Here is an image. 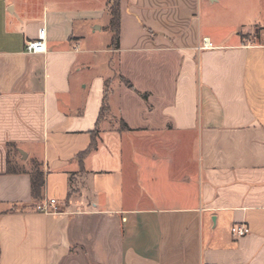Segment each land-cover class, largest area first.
Segmentation results:
<instances>
[{"label":"crops","instance_id":"1","mask_svg":"<svg viewBox=\"0 0 264 264\" xmlns=\"http://www.w3.org/2000/svg\"><path fill=\"white\" fill-rule=\"evenodd\" d=\"M107 2L0 0V264H264V0Z\"/></svg>","mask_w":264,"mask_h":264},{"label":"built area","instance_id":"2","mask_svg":"<svg viewBox=\"0 0 264 264\" xmlns=\"http://www.w3.org/2000/svg\"><path fill=\"white\" fill-rule=\"evenodd\" d=\"M213 44L209 39H203V45L200 48H212ZM25 51L28 54H44L47 51L46 33L40 31L37 39L28 41L25 46ZM36 211L44 214H54L59 212V207L56 200L45 201L36 206ZM232 235L235 237H244L250 233V228L243 224H238L232 227Z\"/></svg>","mask_w":264,"mask_h":264},{"label":"trees","instance_id":"3","mask_svg":"<svg viewBox=\"0 0 264 264\" xmlns=\"http://www.w3.org/2000/svg\"><path fill=\"white\" fill-rule=\"evenodd\" d=\"M120 3L121 0H108V13L110 16V22H109V29L112 32V42L111 47L114 49H119V42H120V22H121V12H120ZM127 85L129 84L126 82ZM142 97L144 99L147 98L146 94H142ZM106 111V108H103V112ZM121 128L123 130H129V128L122 123ZM93 150L90 149L88 153ZM44 188V178L43 175L36 171L32 174V196L35 200H38L41 198L42 191Z\"/></svg>","mask_w":264,"mask_h":264},{"label":"rangeland","instance_id":"4","mask_svg":"<svg viewBox=\"0 0 264 264\" xmlns=\"http://www.w3.org/2000/svg\"><path fill=\"white\" fill-rule=\"evenodd\" d=\"M218 7V5H216L215 6V9ZM250 29L249 28H247V31H249ZM105 58H106V55H104V54H95V55H93V63H94V69H93V71L92 72H90V73H87L88 74V76L89 75H95V74H99V73H101L104 69H105V67L101 64L102 63V61H105ZM99 63H100V66H97V64L99 65Z\"/></svg>","mask_w":264,"mask_h":264}]
</instances>
